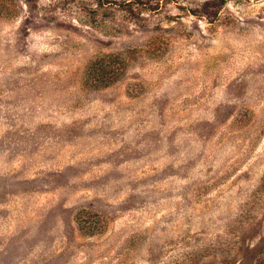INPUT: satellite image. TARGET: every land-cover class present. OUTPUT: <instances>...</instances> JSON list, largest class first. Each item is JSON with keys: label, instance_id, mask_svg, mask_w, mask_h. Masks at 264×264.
Listing matches in <instances>:
<instances>
[{"label": "rangeland", "instance_id": "rangeland-1", "mask_svg": "<svg viewBox=\"0 0 264 264\" xmlns=\"http://www.w3.org/2000/svg\"><path fill=\"white\" fill-rule=\"evenodd\" d=\"M263 252L264 0H0V264Z\"/></svg>", "mask_w": 264, "mask_h": 264}, {"label": "trees", "instance_id": "trees-1", "mask_svg": "<svg viewBox=\"0 0 264 264\" xmlns=\"http://www.w3.org/2000/svg\"><path fill=\"white\" fill-rule=\"evenodd\" d=\"M97 72H101L99 70H96ZM99 77V76H97ZM84 213H88L89 211H85V210H80V213H77V218L79 217V219L84 218L86 215ZM254 264H264V252L262 254H260V257L257 259V261Z\"/></svg>", "mask_w": 264, "mask_h": 264}]
</instances>
